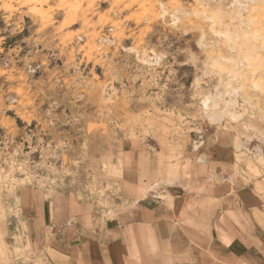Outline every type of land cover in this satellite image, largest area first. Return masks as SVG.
<instances>
[{
	"label": "rangeland",
	"instance_id": "rangeland-1",
	"mask_svg": "<svg viewBox=\"0 0 264 264\" xmlns=\"http://www.w3.org/2000/svg\"><path fill=\"white\" fill-rule=\"evenodd\" d=\"M177 1L172 8L158 0L138 17V5L110 9V0H97L87 14L91 29L80 20L62 29L60 10L44 29L26 10L7 19L0 12L6 264L32 263L19 219L22 188L75 192L107 212L126 203L113 173L126 143L177 161L206 126H217L245 147L249 173L264 171V90L255 85L264 86V47L256 36L264 29L256 12L262 2Z\"/></svg>",
	"mask_w": 264,
	"mask_h": 264
},
{
	"label": "crops",
	"instance_id": "crops-1",
	"mask_svg": "<svg viewBox=\"0 0 264 264\" xmlns=\"http://www.w3.org/2000/svg\"><path fill=\"white\" fill-rule=\"evenodd\" d=\"M202 132L171 162L126 143L113 172L126 203L114 211L75 192L22 188L30 264H264V171L248 172L232 130ZM7 256L0 240V264Z\"/></svg>",
	"mask_w": 264,
	"mask_h": 264
},
{
	"label": "bare ground",
	"instance_id": "bare-ground-1",
	"mask_svg": "<svg viewBox=\"0 0 264 264\" xmlns=\"http://www.w3.org/2000/svg\"><path fill=\"white\" fill-rule=\"evenodd\" d=\"M97 0H0V12H4L5 15L4 17L7 19L9 18V16H12V14L16 11H18L19 9H23L26 10V14H30L32 16H35L39 19L41 26L43 27V29L45 27H47L48 25L53 24V15L55 14V12H57V10L62 11V15H63V20L61 21L60 26L63 28L68 27L69 25H71L72 23H76V21L80 20L83 23L84 28H89L91 29L92 24L90 22V20L88 19V12L93 8ZM111 3V8L110 9H114V8H120V6H123L124 8L127 7H132L133 5H138L139 9L138 11V17L139 16H143L145 14H150L149 11H151V9L153 7H155V2H157L158 0H110ZM177 0H168V2L170 3V5L172 6V8H174V5L177 7L175 2ZM198 1V0H196ZM201 1V0H199ZM198 1V2H199ZM257 2H262V6L259 7L258 6V14L259 16L261 15V18L263 17L264 19V0H256ZM168 3V5H169ZM202 3V2H201ZM178 4V3H177ZM205 4V3H204ZM170 5L167 6L170 8ZM199 5V4H198ZM175 7V9H176ZM168 8V9H169ZM257 9V7H255ZM166 9V7H165ZM167 9V10H168ZM119 10V9H118ZM124 10V9H123ZM154 10V9H153ZM180 10V9H179ZM114 11V10H112ZM128 11V10H127ZM169 11V10H168ZM174 11V10H173ZM92 12V11H91ZM148 12V13H147ZM171 12V11H170ZM199 12V11H198ZM105 13V12H104ZM108 13V12H107ZM169 13V12H168ZM176 13V12H174ZM254 13V12H253ZM57 14V13H56ZM95 14V13H94ZM257 14V15H258ZM29 15V16H30ZM105 15V14H104ZM103 15V17H100V22L101 21H105L107 17L105 18ZM256 15V16H257ZM31 16V17H32ZM113 16V15H112ZM131 16V15H130ZM258 16V17H259ZM128 17V16H127ZM33 18V17H32ZM113 18V17H112ZM115 18V17H114ZM135 18V17H134ZM219 18V17H218ZM137 19V18H136ZM140 19V18H139ZM151 19V18H150ZM92 20V19H91ZM119 21V19H118ZM137 21V20H136ZM149 21V20H148ZM153 21V20H152ZM111 22V26H113V28H116L118 25L115 21H110ZM81 23V25H82ZM102 23V22H101ZM109 23V22H107ZM139 23V22H138ZM121 24V23H120ZM261 24V23H260ZM253 25V24H252ZM53 26V25H52ZM257 26V25H256ZM61 27H58L59 29ZM119 27V26H118ZM112 28V27H111ZM96 29V27H95ZM84 30V29H83ZM94 31V30H93ZM95 32V31H94ZM115 33V32H114ZM253 33V31H252ZM93 34V33H92ZM118 34V32L116 33ZM89 35V34H88ZM94 35V34H93ZM252 35V34H251ZM256 36H259L260 40V46L262 44L261 47H264V29H259ZM255 37V35H254ZM257 38V41L259 40ZM252 40V38H251ZM254 40V39H253ZM92 42V41H91ZM254 43V42H253ZM90 44V43H89ZM241 44V43H240ZM92 45V44H91ZM90 45V46H91ZM94 45V44H93ZM246 45V44H245ZM258 45V44H257ZM89 46V48H90ZM242 47V46H241ZM240 48V47H238ZM260 49V48H258ZM264 49V48H263ZM236 50V49H235ZM234 50V51H235ZM93 51V50H92ZM238 51V49H237ZM261 51V50H260ZM239 52V51H238ZM85 53V52H84ZM243 53V52H242ZM235 54V53H234ZM237 54V52H236ZM235 54V55H236ZM244 56V55H243ZM257 56V55H256ZM255 58V57H254ZM257 60V58H256ZM264 60V59H263ZM252 62V61H250ZM260 63V61H257ZM262 62V61H261ZM251 66H254L255 64L258 63H250ZM261 66V64H259ZM259 72V70H258ZM262 72V71H261ZM256 75V74H255ZM263 82L258 81L255 83L256 88L264 90V86L262 85ZM255 88V89H256ZM263 92V91H262ZM20 94V92H18ZM23 96V95H22ZM22 103V102H21ZM25 105V104H24Z\"/></svg>",
	"mask_w": 264,
	"mask_h": 264
}]
</instances>
